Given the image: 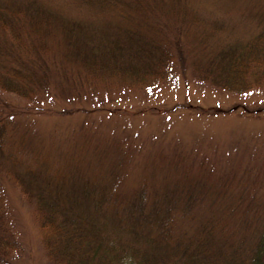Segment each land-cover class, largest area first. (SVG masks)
Returning a JSON list of instances; mask_svg holds the SVG:
<instances>
[{
	"label": "rangeland",
	"instance_id": "374dc122",
	"mask_svg": "<svg viewBox=\"0 0 264 264\" xmlns=\"http://www.w3.org/2000/svg\"><path fill=\"white\" fill-rule=\"evenodd\" d=\"M43 1L101 22L84 0ZM184 1L196 12L189 41L199 43L191 42L198 62L264 28V0ZM173 75L156 88L119 87L113 77L85 80L81 97L40 104L3 93L12 119L5 121L9 159L0 165V179L7 217L21 243L14 264H51L44 242L50 229L41 227L36 204L13 180L24 167L50 176L115 237L127 234L114 227L116 219L125 222L139 202L145 211L160 201L168 207V226L187 233L180 237L205 229L225 246L242 236L247 246L258 242L264 220L256 210L236 209L232 196H245L242 207L258 209L264 202V90L227 91L198 78L191 65ZM215 186L226 197L212 202Z\"/></svg>",
	"mask_w": 264,
	"mask_h": 264
},
{
	"label": "trees",
	"instance_id": "16d2710c",
	"mask_svg": "<svg viewBox=\"0 0 264 264\" xmlns=\"http://www.w3.org/2000/svg\"><path fill=\"white\" fill-rule=\"evenodd\" d=\"M43 2L0 0V165L9 159L5 121L7 116L12 119L7 113L12 106L3 93L35 104L57 97L72 100L82 96L85 80L106 82L105 77H113L119 87L156 88L177 68L185 72L188 65L198 78L227 91L264 90V28L243 42L206 51L205 59L198 62L191 42L199 43L189 41L196 12L184 0H84L100 23ZM107 12L110 18H104ZM91 85L98 87V83ZM34 170L24 167L9 179L36 204L41 227L50 229L44 242L51 264H125L127 260L133 264H264V202L258 203V209L242 207L245 196H232L236 209L256 210L255 216L263 221L253 247L245 244L246 236L225 246L217 241V234H206L205 229L180 237L187 233L175 234L168 226V207L160 201L145 211L139 202L129 209L125 222L116 219L114 227L127 233L115 234L116 238L97 217L74 205L60 184L54 186L50 176ZM1 184L0 179V264H14L21 243L9 223ZM184 195L189 201L193 198ZM209 197L216 202L226 196L215 186Z\"/></svg>",
	"mask_w": 264,
	"mask_h": 264
}]
</instances>
